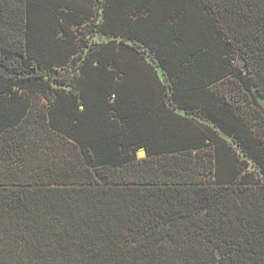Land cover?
<instances>
[{
	"label": "trees",
	"instance_id": "16d2710c",
	"mask_svg": "<svg viewBox=\"0 0 264 264\" xmlns=\"http://www.w3.org/2000/svg\"><path fill=\"white\" fill-rule=\"evenodd\" d=\"M260 100L264 0H0V264H264Z\"/></svg>",
	"mask_w": 264,
	"mask_h": 264
},
{
	"label": "rangeland",
	"instance_id": "374dc122",
	"mask_svg": "<svg viewBox=\"0 0 264 264\" xmlns=\"http://www.w3.org/2000/svg\"><path fill=\"white\" fill-rule=\"evenodd\" d=\"M260 104H261L262 108L264 109V102L262 100H260ZM237 151H238V149H237ZM145 157H146V154L144 152H139L138 153V158L139 159H143ZM241 157H242V159H245L242 155H241Z\"/></svg>",
	"mask_w": 264,
	"mask_h": 264
}]
</instances>
